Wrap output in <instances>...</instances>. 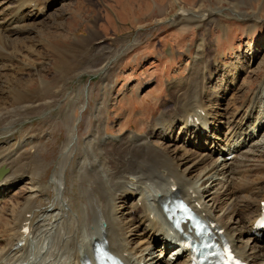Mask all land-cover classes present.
<instances>
[{
	"label": "bare ground",
	"instance_id": "1",
	"mask_svg": "<svg viewBox=\"0 0 264 264\" xmlns=\"http://www.w3.org/2000/svg\"><path fill=\"white\" fill-rule=\"evenodd\" d=\"M56 1L0 0V65L4 72H11L0 74V136L47 112L50 119L44 121L43 128L54 121L55 127L63 125L68 129L57 170L48 183L39 175L48 168L47 164L37 161L40 159H35L30 151L24 152L26 147H32L35 155H41L42 132L17 146L9 138L0 141V170H5L0 177V201L8 200L9 194L15 193L25 180L30 181L33 190L19 206L0 210V230L8 233L7 238L0 237V264H97V246H105L123 264H157L155 251L161 246L162 253L169 250L167 242L176 237L162 214V207L173 198L189 202L241 259L249 264H264V238L254 236L255 223L264 208V151H260L253 133V129L260 137L264 133V112L259 115L258 110L259 116L254 113L259 104L264 106V92L257 87L260 91L254 90L248 100L240 96L243 89L234 86L235 72L222 92L227 94L229 89L232 101L240 96L242 106L222 112L226 101L221 95L224 78L219 85L212 84L218 72L205 55L209 46L203 37L197 45L200 55L196 56L188 84L172 87L170 104L161 117L145 118L148 126L145 131L139 129L140 133L129 132L123 125L116 137V132L106 125L112 89L109 79L113 75L109 62L128 49L122 46L118 50L115 45L99 48L94 44L98 39L91 34L81 47L75 44H81L77 40L72 43L64 66L76 65L91 46L96 47L94 54L99 51V55H91L88 64H93L86 68L92 74H107L103 75L101 94L94 105V119L86 118V129L80 133V122L72 121L70 112L65 111L61 125L51 112L71 94L66 87L53 92L42 79L45 67L38 61L47 54L43 55L36 40L37 36L48 35L50 27L42 18ZM228 3L234 16L255 17L256 20H248L251 31L259 27L261 16L239 11L235 0ZM221 9L206 12L209 25L216 23L214 14ZM185 12L188 11L182 10ZM190 14L201 17L190 16L188 23H201L204 17ZM183 20L181 23L186 22ZM69 35L64 34L65 39ZM8 47L13 50L8 52ZM16 57L23 62L14 63L12 59ZM247 66L239 67L244 75ZM23 71L29 72L27 78ZM34 84L36 91L29 92ZM77 102L85 108L86 101ZM75 106L74 98L70 107ZM49 129H53L52 125ZM83 135L87 136L84 140L78 138ZM186 145L196 150L186 149ZM232 151L237 161L228 160ZM67 168L71 171L70 185L66 181ZM218 172L225 174L224 181L222 178L210 184ZM216 187V192L211 193ZM36 197L46 202H38ZM149 250L152 251L145 255ZM189 255L183 252L176 261L166 258L162 264H189Z\"/></svg>",
	"mask_w": 264,
	"mask_h": 264
},
{
	"label": "rangeland",
	"instance_id": "2",
	"mask_svg": "<svg viewBox=\"0 0 264 264\" xmlns=\"http://www.w3.org/2000/svg\"><path fill=\"white\" fill-rule=\"evenodd\" d=\"M235 1H237L238 5L236 7L239 11L247 12L250 16L256 13L262 17L257 29L251 31L248 21L249 19H251L250 21L256 20L255 17L243 19L234 16L230 11L232 6L228 3V0H57L55 7L42 18L46 25L50 27L48 35H41L36 38L41 44L40 50L43 55L47 54L44 60L38 61L45 67L42 79L47 82L48 87L53 92L66 87L71 94L69 98L61 99L63 104L61 107L55 108L51 115L56 116L55 119L59 118L62 125V115L65 111H69L71 120L80 122V133H83L82 131L86 129V118L94 119V105L100 97V85L107 74L102 72L92 74L86 68L93 64L92 61L88 64L91 55H99V51L97 53L95 51L94 54L93 51L96 47L91 46L89 48L90 52H85L87 54L76 62L77 66H73V64L67 67L64 66L65 56H68L72 43L77 40L81 44H75L81 47L84 44L83 40L91 34L98 39L94 44L99 48L115 45L118 50L128 49L127 52H123L124 54H120L115 61L111 60L109 62V67L113 68V75L109 79L112 83V89L109 93L106 125L116 132L114 133L116 137L123 125H125V129H129V132L136 131L140 133L139 129L144 131L147 129L148 125L144 122L145 118L159 119L161 117L162 111L170 104L175 86L177 88L182 84H185L184 86L188 84L196 56L200 55L197 45L204 38L209 46L205 55H208L211 65L218 72L213 77L212 84L217 86L219 80L224 78L221 95L225 85L226 87L229 86L230 80L234 78L233 74L235 72H237V78L234 86H241L243 89L240 96L248 100L253 91L258 88L263 93L264 0ZM220 7L222 11L217 15L214 14L216 23L209 25L208 19L205 17L206 12L217 10ZM77 8L79 11H76ZM182 10L188 12L182 13ZM191 12L204 15L201 23H188L187 19L190 16L194 18L201 17L190 14ZM181 17H186L184 18L186 22L181 23L183 20ZM218 22L220 25L217 24ZM222 23L225 27L222 26ZM64 34H70V38L65 39ZM12 50L13 48H7L8 52ZM253 57H255L254 60ZM257 57L258 60H256ZM12 60L16 64L23 62L18 57ZM7 64L9 63L7 62ZM240 66H247L246 75L240 71ZM1 68L0 65V74H11V72H4ZM205 71L208 74L207 69ZM22 74L27 78L29 72L23 71ZM1 79L4 81L3 78ZM35 86L36 84L29 87L28 91H36ZM234 86L232 88H235ZM172 87L174 88L172 89ZM226 93H223L226 101L223 102L221 107L222 112H232L242 106L243 99L240 96V98L238 97L232 101L233 96L230 95L229 89ZM74 98L76 99V106L72 109L70 104ZM78 99L86 101L84 109L77 102ZM88 101L89 104H87ZM260 105L255 108V116H259L264 112L263 104ZM48 113L19 123L15 130L7 135L0 136V141L9 138L12 145L17 146L24 139H30L31 136L34 137L35 133L39 135L42 132V139L39 143L42 150L41 155L39 157L35 155L36 153H34L32 147H26L24 152L30 151L35 159H40L37 161H41L43 165L47 164L48 168L45 169V172H39L40 176H44L43 181L46 183L51 181L54 172L57 170L61 148L68 135V129L63 125L62 127H55L54 121H50L47 128H43L45 126L44 121L50 119ZM44 117L46 119H43ZM55 119L53 118V120ZM51 125L53 129H49ZM228 127L229 125H225V128ZM44 129L45 131H42ZM253 130V133L256 134V144L259 148L261 147L260 151H264V133L260 137L255 131L256 129ZM250 131L252 129L248 130V132ZM86 137L83 135L78 138L84 140ZM248 142L250 141L247 140ZM230 147L233 148V145ZM186 149L196 150L190 145H186ZM243 150L245 152L249 148ZM237 160L236 158L233 161ZM23 161L26 162V160ZM67 169L66 181L70 185L71 171ZM197 174L198 172L195 173V175ZM224 176L225 174L218 172L214 174L213 180L209 183L211 184L212 181L218 179L222 180V178L224 181ZM18 188L15 193L9 194L8 200L3 201V203L0 201V210L19 206L24 202L27 194L29 195V191H33L28 180L19 183ZM216 190L217 187L211 190V193L214 194ZM36 199L43 204L46 202L44 199L40 200V197H36ZM7 234L6 230H0V237L4 236L3 239L8 237ZM162 250L163 248L155 251L157 264L163 262L161 260L163 258L161 255L163 254ZM150 251L152 250L147 251L145 255ZM169 252H173V249Z\"/></svg>",
	"mask_w": 264,
	"mask_h": 264
},
{
	"label": "snow or ice",
	"instance_id": "3",
	"mask_svg": "<svg viewBox=\"0 0 264 264\" xmlns=\"http://www.w3.org/2000/svg\"><path fill=\"white\" fill-rule=\"evenodd\" d=\"M181 210L184 211V212H186V213H187V211H188L187 208L184 207L183 205H181ZM189 219H194V218L191 217V216H189ZM194 226H195V225H194ZM204 247L207 248V247H209V245H208V244H205ZM227 255H228V260H229V261H232L231 253L229 252Z\"/></svg>",
	"mask_w": 264,
	"mask_h": 264
},
{
	"label": "water",
	"instance_id": "4",
	"mask_svg": "<svg viewBox=\"0 0 264 264\" xmlns=\"http://www.w3.org/2000/svg\"><path fill=\"white\" fill-rule=\"evenodd\" d=\"M4 174V171H0V176H2Z\"/></svg>",
	"mask_w": 264,
	"mask_h": 264
}]
</instances>
